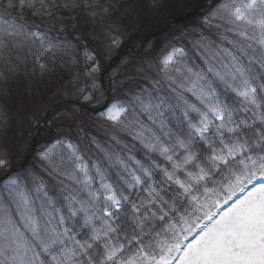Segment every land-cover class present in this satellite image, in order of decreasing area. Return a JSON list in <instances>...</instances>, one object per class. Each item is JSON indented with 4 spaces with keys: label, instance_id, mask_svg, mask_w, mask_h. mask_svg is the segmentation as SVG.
I'll return each instance as SVG.
<instances>
[{
    "label": "snow or ice",
    "instance_id": "1",
    "mask_svg": "<svg viewBox=\"0 0 264 264\" xmlns=\"http://www.w3.org/2000/svg\"><path fill=\"white\" fill-rule=\"evenodd\" d=\"M19 3L48 16L80 7ZM203 24L221 31L194 41L200 64L173 45L159 80L98 113L118 151L93 137L103 156L90 162L61 137L38 153L39 171L0 181V264H264V0H219ZM61 43L0 19L5 64L27 51L43 74Z\"/></svg>",
    "mask_w": 264,
    "mask_h": 264
},
{
    "label": "rangeland",
    "instance_id": "2",
    "mask_svg": "<svg viewBox=\"0 0 264 264\" xmlns=\"http://www.w3.org/2000/svg\"><path fill=\"white\" fill-rule=\"evenodd\" d=\"M89 1L87 4H93L92 7H88L94 23L91 30L92 40L90 43L82 42L79 61L75 57L77 52L71 47L69 50L73 54V62L65 63L63 68L54 72L55 74L49 76L42 74V77L41 73L35 74L29 78L33 83L29 82L28 86L27 82L26 86H23V81H27L26 77H22L15 69L16 74L10 73L11 88L8 87V91L5 92L0 87V99L7 104L5 108L0 107V118L5 117L3 122L0 121V159L7 160V167L0 168V179L12 169L22 166L32 151L30 146L25 145L28 141L27 135L22 132L25 119L32 128H35V133L30 135L31 141H35L40 123L51 106L62 101L82 102L91 109L104 106L107 97L103 89L102 78L109 91L111 103L129 98L140 86H144L146 81L150 84L153 79L159 80L156 62L173 45L182 47L184 42L182 35L188 28L185 26L193 20L201 22L214 9L213 7L219 0H132L128 3L129 10L122 9L125 4L122 1L119 2L115 13L113 6L105 5L104 2L101 3V0ZM110 4L114 5L115 0H112ZM155 14L164 20L155 21ZM174 20L176 21L175 26L166 30L164 34L151 38L144 50H141L144 37L158 33L163 26L171 24ZM113 40L119 41L118 46L113 45ZM125 46H130L131 50L120 61H116L115 58ZM86 53L94 57V60L90 61ZM113 62L116 65L105 74ZM149 62L153 63L152 68L148 67ZM95 64L99 65V70L90 74L89 69ZM131 71L136 73L132 74L136 82L129 81L127 85H124L123 78ZM153 76L155 77L151 78ZM116 80H118L117 85ZM10 92H13L14 96H10ZM89 93L95 99L83 100V95ZM23 99L25 102L20 105ZM63 109L60 108L58 115L49 123V127H52L58 117L68 115L64 114ZM74 109L76 115L73 117L80 118L84 114L87 116L85 109L78 107ZM43 133L40 135V140H37L41 145L33 155L32 161L30 160L28 167L19 172L21 175L41 169L38 153L48 146L43 144ZM58 138L61 137L58 136Z\"/></svg>",
    "mask_w": 264,
    "mask_h": 264
},
{
    "label": "trees",
    "instance_id": "3",
    "mask_svg": "<svg viewBox=\"0 0 264 264\" xmlns=\"http://www.w3.org/2000/svg\"><path fill=\"white\" fill-rule=\"evenodd\" d=\"M109 1L111 2L112 0H101V3L104 2L105 5L113 6L112 9L114 13L118 9L119 2L123 1L125 3L122 7V9L124 10H129L130 7L128 3L132 2V0H115V4L113 5L110 4ZM65 2L66 0H56L57 5L63 4ZM76 2L80 5V7L71 9L56 7L52 10L53 15L48 16L46 14H38L34 9H30L26 5L21 8L19 0H12V4L14 5V7L7 6L8 0H0V19L13 20L17 24L24 25L28 30H34L38 27L40 31L47 32L49 37H51L54 41L62 42L61 47L58 51L54 49V51H57L55 57H53L51 53H49L41 59V62L46 63L48 66L47 70L43 73L44 75L49 76L51 74H55L59 70V68H63L65 63L70 64V62H73V54L69 50L71 47H73V49L77 52V55H75V57L79 61L82 42L90 43V41L92 40L91 30L94 26L93 18L90 16L91 13L89 12L88 7L85 6L90 1L76 0ZM37 7H39V4H37ZM203 20H201V22L197 20L187 24L185 27L188 28L184 30L185 34L182 35V41H184L182 47L185 48V50L191 57V60L188 61L189 63H201L200 59L198 58L199 52H196L195 55H193L194 41L199 39L200 36L215 40L218 37L219 31H221L206 27L203 24ZM37 45L32 46L33 52H35L39 47V45L38 47ZM18 55L22 57L23 62L16 59V56ZM8 56L11 57L10 64H5L4 60H0V72H2L4 76L3 79H0V87L5 92L8 91V87L11 88L10 73L16 74V70L13 71V69H17L22 77H26L27 81H23V86H26L27 82L29 86V82L33 83V81L29 78L33 77V75L35 74L37 75L41 73L36 64L35 57L29 55L27 51L20 52L17 50H13V52L9 53ZM8 56H6L5 59H7ZM134 73V71H131L130 74L123 78L125 80L123 81L124 85H127L126 83H128L129 81H135V77L132 75ZM21 76L20 78H22ZM154 77L155 76L151 78ZM117 81L118 80L115 81L116 85ZM144 83H146L145 85L150 88V84H148L147 81ZM163 84L164 82L161 80V86H163ZM10 93V96H14L13 92ZM23 100L20 105L25 102V100ZM5 106L7 107L6 102L4 101L3 103L0 99V107L5 108ZM63 108L64 114L67 113L68 115L58 117L57 119H55L52 127L48 126L44 129L43 144L49 145L53 143L56 138L58 139V136L67 137L74 144H77L79 146L80 151L83 153L85 159L89 160L90 162L99 161L103 156V154L100 153L92 143L93 137H95L99 143L103 144L108 151H118V147L114 145L110 140L108 132L105 130L107 124H105V121H103L101 117L86 116L82 112V114L84 115H81L80 118H75L73 117L76 115V110L74 109L75 107L66 106ZM59 110L60 109L54 111L52 116L54 117L58 115L57 112ZM4 119L5 117L1 116L0 121L3 122ZM26 121L27 119L24 120L22 132L27 135L28 141L25 143V145L28 147L30 146L29 148L32 149L34 141H31L30 135H33V133H35V128H32L29 122ZM19 149L22 150L20 147ZM134 154L138 159L144 158L143 150H141L139 146H137ZM107 174L110 179H116L115 169H107ZM46 178L48 179L50 184L57 183L56 181L52 180L51 177L46 176Z\"/></svg>",
    "mask_w": 264,
    "mask_h": 264
},
{
    "label": "water",
    "instance_id": "4",
    "mask_svg": "<svg viewBox=\"0 0 264 264\" xmlns=\"http://www.w3.org/2000/svg\"><path fill=\"white\" fill-rule=\"evenodd\" d=\"M148 40H149V37H145V39L143 40V43H142V44H143V45H142V49L144 48L145 42L148 41ZM120 58H121V55H119V56L116 58V61L119 60ZM113 63H114V62H113ZM113 63L111 64L110 68L113 66ZM109 70H110V69H109ZM103 83H104V82H103ZM64 104L80 105V104L77 103V102H64V103H60V104H58V105L53 106L52 108L49 109V111H48V113H47V115H46V117H45V119H44V121H43V123H42V125H41L40 131H41L42 128L47 124V121H48V119H49V116H50L51 112H52L55 108H57L58 106H61V105H64ZM107 105H108V104H107ZM105 106H106V105H105ZM105 106H104V107H105ZM104 107H103V108H104ZM101 109H102V108H101ZM101 109H98V110H89V109H87V110H88V114H90V113L97 114V113H99V112L101 111ZM39 136H40V133H39ZM30 158H31V157L28 158V160H27L26 164L24 165V167L28 164Z\"/></svg>",
    "mask_w": 264,
    "mask_h": 264
}]
</instances>
